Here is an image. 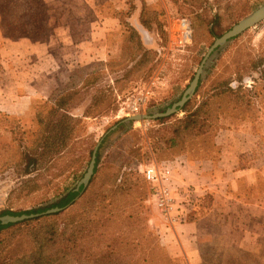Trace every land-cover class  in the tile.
<instances>
[{
    "label": "rangeland",
    "instance_id": "rangeland-1",
    "mask_svg": "<svg viewBox=\"0 0 264 264\" xmlns=\"http://www.w3.org/2000/svg\"><path fill=\"white\" fill-rule=\"evenodd\" d=\"M262 5L264 0H0L5 36H28L41 42L59 39L48 47V54L52 51V56H47L48 71L55 80L51 90L56 96L71 94L65 99V108L54 115H50L53 103L48 101L49 94L46 99H35L25 115L0 111V216L43 209L22 220L29 222L20 228L22 235L10 243L7 255L31 249L29 229L42 226L51 214L41 213L54 208V202L76 187L99 143L96 170L84 195L76 204L62 208L54 219L64 225L76 218L92 231L96 222L97 229L107 226L106 240L115 232L120 234V239L111 243L122 263L127 255L129 260L134 258L129 264H190L167 253L159 232L172 225L161 217L163 222H155L148 185L133 172L136 165H161L180 158L181 153L170 149L168 141L174 123L185 113L180 109L160 120L125 126L123 120L163 111L177 101L215 39ZM95 21L107 26L97 28ZM181 22L189 35L185 41H180ZM263 57L264 20L230 40L206 70L199 82L200 94L209 93L223 81L233 89L252 87L257 94L254 107L246 110L241 106L239 117L222 101L220 112L224 115L216 135L232 138L234 132H245L247 127L262 138L264 75L260 69H252ZM197 100L194 93L189 101ZM252 118L253 124L248 122ZM63 123L72 126L71 134L60 135ZM260 147L257 152H262ZM191 149H195L189 153L192 160H197L196 150L206 153L196 145ZM216 149L205 155L216 156ZM243 155L240 164L244 165L251 157ZM257 159L256 165L264 164V157ZM165 184L176 187L173 180ZM90 206L94 210L89 214ZM208 229L218 236L201 242L202 264H264V247L250 253L235 248L223 231L213 226ZM13 230L2 233L0 241L10 239Z\"/></svg>",
    "mask_w": 264,
    "mask_h": 264
},
{
    "label": "crops",
    "instance_id": "crops-1",
    "mask_svg": "<svg viewBox=\"0 0 264 264\" xmlns=\"http://www.w3.org/2000/svg\"><path fill=\"white\" fill-rule=\"evenodd\" d=\"M95 22L97 28L107 26L102 21ZM92 36L91 40L95 35ZM54 40L59 43L57 37H50L46 42L7 38L0 17V111L13 116L25 115L30 113L35 99L50 95L55 80L48 71L47 56H52L51 50L48 54V47ZM253 120L248 122L253 124ZM261 126L262 138L247 127L245 132H234L232 138L219 133L215 138L216 156L196 150L197 160H192L190 154L195 149H189L171 163L161 164L175 167L171 168L172 180L176 182L180 200L188 201L206 192L213 195L212 206L198 213L195 220L160 229V240L171 257L202 264L201 242L208 243L218 236L216 231L211 233L209 226L223 231V236H228L235 248L253 253L264 247V164L247 168L239 165V156L243 154L264 157V122ZM259 147L262 152H257ZM149 203L154 209L155 222H163L151 199Z\"/></svg>",
    "mask_w": 264,
    "mask_h": 264
},
{
    "label": "trees",
    "instance_id": "trees-1",
    "mask_svg": "<svg viewBox=\"0 0 264 264\" xmlns=\"http://www.w3.org/2000/svg\"><path fill=\"white\" fill-rule=\"evenodd\" d=\"M136 34V33H135ZM7 38L13 39L12 36L6 35ZM30 38L28 36H23ZM254 69H260L262 75H264V57L254 63ZM225 81L220 82L210 89V92L199 93L200 83L195 90V101L187 102L181 111L184 112V116L174 123V129L172 131L173 137L170 138L169 148L176 149L179 153L184 154L187 150L192 147L198 146L203 152H211L215 145L216 130L219 128L217 125L220 123L221 117L224 113L220 111L223 110L222 101L230 106L229 111L235 113L236 116H240L241 111L244 106L246 110L254 107L253 99L257 97L254 88H244L239 86L233 89L226 86ZM226 86V87H225ZM57 92L51 91L48 96V101L52 102L53 106L50 110V115L57 114L59 110L65 108V99H70L71 94L67 96H56ZM251 107V108H250ZM238 111V112H237ZM159 118L158 120H160ZM253 119V118H252ZM244 120V117H241ZM62 123V121H61ZM65 124V123H63ZM125 126V124H123ZM58 127V126H56ZM61 134H71V127L63 125ZM65 137L63 138V140ZM67 140V139H66ZM65 140V141H66ZM198 141H201L197 143ZM244 155L239 156V165L242 168H247L250 166H256L254 163L258 157L251 158L250 162L247 164H240ZM169 160H173L171 157ZM98 163V156L95 160V167L93 174L96 170V165ZM137 167V165H136ZM135 167L133 172L139 175L138 169ZM117 187V186H116ZM85 189L81 186L78 191L68 190L63 196H61L56 202L52 204V207L64 208L66 206L76 204L79 200V196H83ZM80 196V197H81ZM78 199V200H77ZM98 199H94V203L97 204ZM103 201V199H101ZM100 201V202H101ZM213 195L211 192H206L203 195H197L195 198H191L187 203L181 205L184 210L185 216L181 218L180 223H186L188 221H193L197 217V212L200 208L209 209L212 206ZM207 202L211 204L205 205ZM91 208V206L89 207ZM93 208V206H92ZM87 213H91L94 208ZM42 208L33 209L30 211H24L21 213L6 212L5 215H22V214H37L42 212ZM58 214L52 213L50 216L45 217V222L37 227H32L27 233V237L30 239L32 246L31 249L22 254L7 255L6 250L11 245L12 240L20 236V228L25 222L20 221L16 223H0V235L4 232H8L15 228L11 233L10 239H5L0 241V264H129L128 261L133 262L134 258L129 260L126 255L125 263L118 261L119 251H115V246L111 241H117L120 239L119 235L115 232L107 240L105 237L109 234L107 226H101L97 229L98 223L94 224V231L92 228H87V225L82 224L76 218H72L69 222L62 225L54 217ZM39 218H37L38 220ZM104 225V224H102ZM22 235V234H21ZM118 235V236H117ZM91 241L97 242L96 246L90 245ZM100 242V243H98ZM5 243V244H4ZM115 258V259H114ZM112 259H114L112 261ZM146 259H143V263Z\"/></svg>",
    "mask_w": 264,
    "mask_h": 264
},
{
    "label": "water",
    "instance_id": "water-1",
    "mask_svg": "<svg viewBox=\"0 0 264 264\" xmlns=\"http://www.w3.org/2000/svg\"><path fill=\"white\" fill-rule=\"evenodd\" d=\"M264 20V5L238 21L230 30L225 32L223 35H221L219 38L215 39L213 44L208 49L206 55L202 59L198 69L196 70L192 80L190 81L189 85L183 92V94L178 98L177 101L172 103L169 107L164 108L163 111H155L151 112L149 114H136L130 117H127L123 120V123L125 125H129L131 122H139L144 120H150V119H157L161 117H167L172 114L177 113L193 96L195 93V90L200 82V80L203 78L206 70L210 66V64L213 62L214 58L216 57L217 52L225 47L230 40H232L234 37L238 36L245 30L255 26L259 22ZM112 129H115L113 127ZM111 129V130H112ZM99 143L95 146L90 162L88 164L87 170L85 174L83 175L82 179L78 182L76 187L74 188V191H78L79 188L82 186L85 188L93 175V170L95 167V160H96V152L98 149ZM61 208L54 207L51 209L46 210L45 212L41 214H52L59 212ZM38 214H29L25 215L22 214L20 216H12V215H4L0 216V223L1 224H7V223H16L28 218H32L37 216Z\"/></svg>",
    "mask_w": 264,
    "mask_h": 264
},
{
    "label": "built area",
    "instance_id": "built-area-1",
    "mask_svg": "<svg viewBox=\"0 0 264 264\" xmlns=\"http://www.w3.org/2000/svg\"><path fill=\"white\" fill-rule=\"evenodd\" d=\"M182 33L180 41L187 40L189 35L184 23L179 24ZM134 113L138 112L137 105L132 107ZM139 174L148 185L149 196L160 217L168 224L180 223L181 218L185 216L181 205L187 203L186 199H179V190L177 187L170 188L166 182L172 180V170L169 166L158 165L155 163L141 165L138 168Z\"/></svg>",
    "mask_w": 264,
    "mask_h": 264
}]
</instances>
